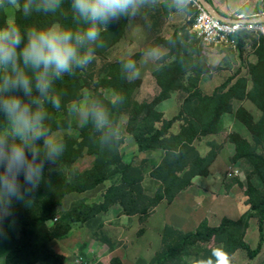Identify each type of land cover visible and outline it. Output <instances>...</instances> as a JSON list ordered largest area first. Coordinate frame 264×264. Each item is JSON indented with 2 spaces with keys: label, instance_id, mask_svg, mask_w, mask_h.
Listing matches in <instances>:
<instances>
[{
  "label": "trees",
  "instance_id": "16d2710c",
  "mask_svg": "<svg viewBox=\"0 0 264 264\" xmlns=\"http://www.w3.org/2000/svg\"><path fill=\"white\" fill-rule=\"evenodd\" d=\"M14 1L17 4L14 20L7 25L3 6L8 0H0V207L7 208L19 227L22 243H26L27 229L39 226L35 245L26 243L21 249L28 248L34 260L49 251L45 249L48 242L68 233L70 223L94 219L115 206H120L126 217H146L161 202L171 203L192 185L195 177L209 175L211 162L200 156L192 143L219 132L224 115L233 112L232 101L246 99L260 111V117L255 119L242 107L235 116L263 150L232 134L235 154L231 161L247 162L262 183V187L247 185L250 210L238 221L225 217L218 226H210L205 219L194 232H175L177 241L168 245L154 264L189 257L216 239L227 241L228 252L243 248L256 256L264 240V35L243 32L233 37L241 51L245 50L247 39L258 38L257 61L250 63L247 76L226 83L213 95L191 90L194 92L188 93L178 116L167 120L157 110L158 104L179 87L181 77L188 72L199 73L201 65L207 68L195 56L201 50L196 42H190V35L180 37L175 33L169 39L162 38V44L170 50L169 61L161 62L155 73L161 91L151 102L139 103L134 99L140 82L130 79L129 74L137 68L138 54L105 64L97 88L110 89L115 99L110 101L96 91V100L79 128L78 141L68 138L48 145L47 136L70 125L69 119L58 114H67V104L82 97L87 65L94 55H101L122 38L133 6L131 0ZM191 6L196 16L197 10ZM55 24L58 32L53 38L49 31ZM248 82H251L249 89ZM123 114L129 116L127 130L137 151L164 152L159 164L150 161L149 176L160 183L152 197L140 187L143 181L140 168L119 158V142L114 133ZM177 120L181 121L180 129L172 133L170 129ZM33 130L39 132L34 135ZM5 145L7 148L3 150ZM84 155L93 157V164L68 174L65 169ZM114 166L120 172L121 183L108 186L99 203L80 204L55 223L52 230L45 227L44 223L54 218L64 196L95 189L107 180V172ZM38 188L40 195L34 196ZM30 196L34 198L27 202ZM12 197H18V202ZM253 216L258 218L261 235L255 250L235 234L237 226ZM1 229L3 236L7 229L3 225ZM165 233L167 236L168 231ZM53 257L63 259L56 254ZM111 264L122 263L114 259Z\"/></svg>",
  "mask_w": 264,
  "mask_h": 264
},
{
  "label": "rangeland",
  "instance_id": "374dc122",
  "mask_svg": "<svg viewBox=\"0 0 264 264\" xmlns=\"http://www.w3.org/2000/svg\"><path fill=\"white\" fill-rule=\"evenodd\" d=\"M130 2L133 6V14L122 38L101 55L97 54L92 57L85 72L86 82L81 91L82 97L67 104V114L65 112L58 114L62 119H69L70 125L47 136L45 142L48 145L68 138L78 141L79 128L87 119L91 106L96 100V91L110 101L115 99V94L110 89L97 88L100 71L109 62L125 60L138 54L137 68L129 74L130 79L140 82L135 90L134 99L139 103L153 101L161 91L155 73L160 64L169 61L170 50L162 44V38L169 39L175 33H178L180 37L190 35V42H196L197 48L201 50L200 54L195 53V56L198 55L200 62L204 61L207 66L205 68L201 65L197 69L199 72L197 74L188 72L181 77L179 87L172 89L169 97L158 104L156 108L162 112L166 120L180 113L185 103L184 99L188 93L194 92L191 90L197 89L205 95H213L226 83L232 80L234 83L238 78L247 76L250 63L257 61L255 47L258 38L256 35L253 36L257 38L256 40H246L247 46L244 51L239 50L235 41L221 45L205 44L193 31V25L190 27L195 16L191 9L184 7L182 15L172 22L168 18L164 20L159 14L160 11L166 13L168 7L158 10L146 0H131ZM16 9L17 4L14 0H8L3 6L7 25L13 23ZM57 32L58 26L55 24L51 27L49 34L55 38ZM165 34H170V36L164 38ZM249 88H251V82H248ZM240 107L246 109L255 119L260 117V111L250 101L234 99L232 101L233 112L224 115L219 132L197 139L192 143L198 154L211 162L209 175L195 177L192 185L179 193L171 203L161 202L146 217H126L120 206L111 207L108 212L94 219L70 223V230L64 237L46 244L45 249L50 252L43 253L33 260L28 248L22 250L21 247L26 243L30 246L35 245L38 240L39 226L29 227L25 236L26 243H22L19 227L15 225L7 208L0 207V232L3 231L2 225L7 229L5 234L0 236V264H78L79 262L80 264H111L114 259H119L122 264H154L164 249L177 241L178 233L194 232L203 220L207 219L210 226H218L225 217L238 221L250 210L246 195L247 185L252 183L262 187V183L254 176L253 169L247 162L232 163L235 145L231 135L238 134L249 141L252 146H256L259 151L263 150L262 146L256 145L248 129L235 116ZM128 123V114L121 115L114 133L119 142L117 152L123 163L140 168L143 176L140 187L147 196L152 197L157 192L160 183L149 176L150 161L159 164L164 152L161 150L145 153L137 151L133 137L127 130ZM180 124L181 121L177 120L170 132L177 133ZM38 132V130H33L34 135ZM6 148L7 145L3 147V150ZM93 159L91 156L84 155L65 171L68 174L83 171L93 164ZM120 183V172L116 166L111 167L107 172V180L95 189L64 196L54 218L46 221L45 227L52 230L55 223L65 219L66 213L79 207L80 204L99 203L108 186ZM35 186L39 187V185ZM35 193L34 196H39L40 188ZM29 198L31 199H27V202L33 200L34 197ZM12 199L18 202L19 198L12 197ZM168 227L175 230H168ZM165 231H168L167 236H165ZM235 234L252 250L257 249L261 242L258 218L253 216L246 219L237 226ZM226 242L225 240H212L203 245V249L195 251L189 257L168 260L163 264H264V240L256 256H252L243 248L228 252ZM52 253L63 259L53 257Z\"/></svg>",
  "mask_w": 264,
  "mask_h": 264
},
{
  "label": "built area",
  "instance_id": "2783aa9c",
  "mask_svg": "<svg viewBox=\"0 0 264 264\" xmlns=\"http://www.w3.org/2000/svg\"><path fill=\"white\" fill-rule=\"evenodd\" d=\"M186 2L192 4L197 10L193 22V31L205 44L221 45L229 41L233 42V37L243 32L264 35V25L258 24L255 20L264 17V9L256 18L237 14L232 21H220L212 16L197 0H186Z\"/></svg>",
  "mask_w": 264,
  "mask_h": 264
},
{
  "label": "crops",
  "instance_id": "0c3cea01",
  "mask_svg": "<svg viewBox=\"0 0 264 264\" xmlns=\"http://www.w3.org/2000/svg\"><path fill=\"white\" fill-rule=\"evenodd\" d=\"M151 3V6L154 8H167L168 11L162 12L161 16L164 20H170L174 22L177 17L182 15V10L184 7L189 8L190 3L185 2L184 0H146ZM209 6L214 10L216 15L222 21H232L235 19L237 14H244L248 18H256L262 13L264 9V0H205ZM193 7V5L191 6ZM194 8V7H193ZM192 8V9H193ZM190 9V8H189ZM188 17V15H185ZM264 17L256 18V22L262 21ZM258 20V21H257ZM170 34H165L164 38H168ZM122 262V261H121Z\"/></svg>",
  "mask_w": 264,
  "mask_h": 264
},
{
  "label": "water",
  "instance_id": "95a60500",
  "mask_svg": "<svg viewBox=\"0 0 264 264\" xmlns=\"http://www.w3.org/2000/svg\"><path fill=\"white\" fill-rule=\"evenodd\" d=\"M212 16H214L215 18H217L218 20L222 21V19H220L218 16L216 15V13L214 12V10L209 6V4L205 1V0H197ZM259 23H263L264 24V19L262 21H259Z\"/></svg>",
  "mask_w": 264,
  "mask_h": 264
},
{
  "label": "bare ground",
  "instance_id": "6f19581e",
  "mask_svg": "<svg viewBox=\"0 0 264 264\" xmlns=\"http://www.w3.org/2000/svg\"><path fill=\"white\" fill-rule=\"evenodd\" d=\"M257 21H258V20H257ZM258 24H263V23H259V22H258ZM263 25H264V24H263Z\"/></svg>",
  "mask_w": 264,
  "mask_h": 264
}]
</instances>
